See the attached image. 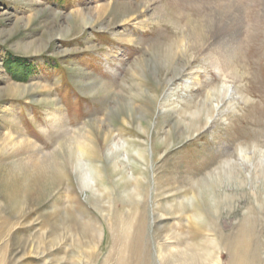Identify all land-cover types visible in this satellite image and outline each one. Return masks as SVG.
<instances>
[{"label":"rangeland","instance_id":"1","mask_svg":"<svg viewBox=\"0 0 264 264\" xmlns=\"http://www.w3.org/2000/svg\"><path fill=\"white\" fill-rule=\"evenodd\" d=\"M149 1L142 25L116 18ZM263 2L0 0V264H163L177 249L176 264H264ZM229 5L248 28L217 65L186 38L203 45ZM109 132L143 185L134 206L108 152L98 207L69 176L61 147ZM24 171L27 202L3 186Z\"/></svg>","mask_w":264,"mask_h":264},{"label":"bare ground","instance_id":"2","mask_svg":"<svg viewBox=\"0 0 264 264\" xmlns=\"http://www.w3.org/2000/svg\"><path fill=\"white\" fill-rule=\"evenodd\" d=\"M153 4H154L153 1L152 2L149 1V2H145L143 5L139 6L138 8H136L134 10L124 9L121 13H119V14L116 13L117 17L116 16L115 17L121 19L122 22H124V20H128L129 18H131V20L135 21L137 25H142L143 19L146 17L149 10L152 9ZM240 15L241 14L238 10V7L235 9L231 6L227 7L223 11H220V13L214 15L215 16V18H214L215 19V26H216L217 32L214 35H207L206 36L207 41L203 45L199 46L198 43L197 44L195 43V42H197L196 40H199L197 34H196L197 36H193V37L189 36V38L187 37L186 39H188V41L189 40L194 41V44H193V42H192L193 45L191 44L192 45L191 48H193V47H194V49L197 48V49H199V51L205 49L206 51H205L204 56L209 57V58L210 57L213 58L214 59L213 62H215L217 60L219 61L220 56L225 57V58H229L228 60L233 59L236 50L242 46L241 44L244 41V38L242 37V35L244 34V32H246V30L248 28V25L245 21V18L242 17V15L241 16ZM201 40H200V42H202ZM213 40H216V41L213 42ZM164 53H165V57H167L168 59L171 58V56L173 55L170 47H166L164 50ZM218 61L215 62L217 65H218ZM224 61H226V60H224ZM225 66H227V65H225ZM216 69H218V68L216 67ZM228 90H229V88H225L223 90V93L225 95H227L226 93ZM225 95H223V96H225ZM116 109H117V107H116ZM120 109H121L120 111H122V108H120ZM92 125H94V124H92ZM102 135L105 136L103 142L100 140L101 138L99 140H96V144H93V143H90V144L84 143L83 144V143L77 142V140H73L67 146L61 147V151H63V150L67 151L69 149V156L66 159L68 162V167H69L68 170L70 173V174L69 173L68 174H69L70 178H72V179L74 178V180L77 182V185H79L81 189H83V190L87 189L89 191V193H88V195H90L89 198H92L94 200V202L96 201L95 204L98 207V204L101 203L102 195L99 191L94 189V186L96 185V183L98 184L99 182H103L101 179H103L104 177H103V175L100 174V167L96 164L97 163L103 164L104 163L103 154L105 152H108L109 156L111 157L110 162L112 164L109 168L108 178H110V177L111 178L112 177L118 178L117 183L115 185V187L118 191V194H119L118 197L121 198V201H123V202L125 201L124 204L129 205V206H134V204L137 203L139 198H141V196H142L143 185H142L140 180H138L136 178H130L128 176V173H126V171L125 172L121 171V169H124L123 161L120 159V157H121L120 151H122L121 148L117 147L116 145H113L112 147L108 148L109 147V144H108L109 138H110V136L112 137V134L111 135L102 134ZM112 139H113V137H112ZM100 142L102 143V146H100V144H101ZM142 152L143 151H141L140 153H142ZM137 156H139V155H137ZM154 157H155V155H154ZM139 158L141 160L145 161L144 155H140ZM82 160H86L88 162L87 163L88 165H85L82 162ZM16 168L17 167H15V169ZM33 169H35V168H33ZM87 169H89V171H92L93 173L96 172V174L95 173H94L95 175L91 174L90 172H88ZM19 170L23 171V168H20ZM42 170L43 169H40V171H42ZM87 172H88V174H87ZM98 173H99V175H98ZM7 174H8L7 178L5 179V182L3 185V186H6V184H8L7 187H5L6 192H7L6 193L7 196L19 194L22 197V199H21L22 201L23 200L26 201L25 200L26 198H27V200H29L31 178L29 179V177L26 175L27 173L24 171L23 175L20 177V179L19 178L18 179L17 178L12 179V177H16V176H14L15 174L13 175V173H10V174L7 173ZM72 179H71V181H72ZM32 180L34 181L35 179L32 178ZM35 182L36 183L34 185L32 183L33 187L34 186L37 187L39 185L42 186V182L40 183L39 180H36ZM195 197H196V199L198 198V196H195ZM195 197H193V199H195ZM99 208H100V206H99ZM173 208H174V210H178V213L179 212L181 213L182 211L188 212L189 209H187V208H190L189 198L188 197L184 198L183 201L181 203H179L177 206H172L170 208V211L171 210L173 211L172 213L177 214L176 211L173 210ZM100 209H102V208H100ZM137 249H139V247H137L136 242H134V244H132V251H134L133 253H135V251H137ZM189 255L190 254L188 251L182 252V251H180V249H177L174 251L168 250V252L165 253L164 256H162L161 262L163 264H176L177 262H180L181 259L183 260V257H189Z\"/></svg>","mask_w":264,"mask_h":264}]
</instances>
